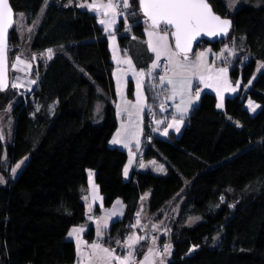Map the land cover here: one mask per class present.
<instances>
[{
	"label": "trees",
	"instance_id": "trees-1",
	"mask_svg": "<svg viewBox=\"0 0 264 264\" xmlns=\"http://www.w3.org/2000/svg\"><path fill=\"white\" fill-rule=\"evenodd\" d=\"M9 1L15 18L20 14L31 26L28 50L52 49L53 54L39 61L31 94L17 97L0 90V111L11 105L6 111L10 136L0 138V264L75 261V244L67 235L71 227L87 222L83 198L89 169L103 205L115 199L124 204L122 216L102 239L108 247L118 246L133 231L142 203L153 220H160L169 204L166 211H178L167 223L168 264H264V68L244 98L242 91L226 97L222 109L192 108L178 137L173 132L168 139L151 135L143 158L164 163L166 174L133 169L125 179L127 152L109 145L118 125L116 90L97 15L76 0ZM207 1L215 12L231 17L232 27L225 38L197 47L219 50L226 42L233 44L238 55L230 62L229 76L244 90L256 63H264V0L240 1L233 10L227 0ZM129 5L125 16L131 35L118 40L134 64L143 67L152 58L143 42L145 20L138 0ZM14 42L20 43L13 27L9 44ZM171 42L174 47L172 37ZM14 55L9 51L10 63ZM248 96L259 103L254 114L244 107ZM27 154L28 161L11 179L8 167ZM85 236L94 238L92 225ZM142 243L140 255L147 249Z\"/></svg>",
	"mask_w": 264,
	"mask_h": 264
},
{
	"label": "rangeland",
	"instance_id": "rangeland-1",
	"mask_svg": "<svg viewBox=\"0 0 264 264\" xmlns=\"http://www.w3.org/2000/svg\"><path fill=\"white\" fill-rule=\"evenodd\" d=\"M76 1H77L78 5H80V4H92V3H108V0H76ZM116 1H118V0H113L114 3H116ZM240 1L245 2L247 0H227L228 9L233 10L234 8H236L241 3ZM83 8L88 9V11L97 13L98 23L101 19H105L104 15L102 14L104 10H100L98 12V11L90 10L87 7H83ZM117 11L121 12L118 9H117ZM125 15H127V12L122 11V14L116 18V23L108 31L104 30L105 25H101L100 23H99V25L102 28L103 35L105 36V38L107 40V44H108V48H109V52H110V58H111V61L113 63L112 74H113V79L115 82V90H116V98H115V102H114V108L117 109L116 115H117V124L118 125H117L116 130L112 134V137L109 141V145L118 147V148L123 149L127 152V159H126V162H125L124 168H123V176L125 179H129L131 171L134 168H139L140 165L143 164V162H141V159H140V157L143 156V154H141V153H143L144 147L147 145L148 141L150 140L151 135L158 134L161 137L168 139L169 138L168 135L170 132H173L175 137H178L181 134V132H182V130L186 124V117L190 114L192 108L194 106L200 107L199 106V100L201 98V92L203 91V89L200 88V86L196 82L194 84H193V82H191V94L194 96L195 93L197 91H199V98L197 100H195V102L189 108L187 114L184 116L183 123L180 126V131L176 132L174 129H168V134L164 135V130H165V128H167L168 123H170L172 121L173 116H175L177 119H180V113H178L176 111V106L178 104H182L183 101L187 100L188 93L185 92L183 95H181L179 81L182 77L174 75V74H170L168 76V78L172 79L173 81L176 82L175 83V87L177 90L176 94L173 95L174 85L167 83V81H165L163 84L170 86V89L167 90V89L163 88V84L160 82L159 78L161 76H165L164 75L165 71L168 70V68H169V66H168L169 63H168V60L166 59V56H162L160 58V60H165L166 64L163 65L165 68L164 69L161 68V64H163L164 62L161 61V63H160V61H159L160 66L158 68H156L155 70H153V73L151 76H148L147 72H148L149 68H151L153 61L156 59L155 53H153L150 50L149 52L153 56H151L152 58L148 60L147 65H145L143 67H137L134 64L132 58L130 57L129 52L126 49L125 50L121 49L118 37L120 35H127V36L131 35L130 24H129V21ZM121 19H125L124 20V27L121 30H119L118 28H119V23H120ZM150 25L151 24L149 22L145 21V28H144L145 38H144L143 42L145 44H147L148 47H149V43H148L149 40L154 39V37L150 38L148 35V31L152 30ZM30 29H31V26H28L27 24H25L24 20L22 19V16L20 14H17V17L15 18L14 30L16 31V34L18 35V41L20 43L14 42V43H12V46L9 44V51H13L15 53V55H14L15 58H14V61L12 63L9 62V84H8L7 89H5L8 91H11V93L16 95L17 97H26L27 95L31 94V92L34 89V86L31 89V91H29V93H25L24 89H21V88L18 89L17 88L19 86H16V84L14 82L15 78L21 76L25 79L29 78V79H33L34 81H37L35 74H34V71H35L40 60L45 61L46 59H48L47 53L45 51H43V52H34V51L30 52L28 50V37H27V35H28ZM167 31L169 33H171L170 30L167 29ZM161 34H163V32H161ZM113 35L115 36L114 42L111 39V36H113ZM171 36L172 35L169 34L168 42H169L170 47L172 48ZM201 46L205 47V45H201ZM201 46L196 47L194 55H192L191 57L197 56L196 50H198V49L200 50V48L202 49ZM114 49H115V51H114ZM229 49L232 50L231 53H230ZM215 51H218L217 52L218 53V59H217V57L214 58L215 64L217 65V67H221V66H225V65L230 66V64H231L230 62H232L236 58V56L238 55V51L235 49L234 45L227 43V42L225 44L221 45L219 50H215ZM221 53H222V55H221ZM114 56H116L121 61L126 59V58H131L133 69L136 72L143 70L145 75L142 77H137V76L133 75V72L129 71V66L127 64H124V63L118 64L117 59H114ZM17 57H19L21 60L25 61V63L20 64L16 59ZM33 57H34V59H33ZM8 59H9V56H8ZM14 64L16 65V67H13ZM29 64L31 65V67H28ZM261 65H264V63L262 61H258L256 63L254 73L250 79L251 81L254 79V77H256V75L262 69V68H260ZM118 77H119V84L117 82ZM138 79L141 81L140 92L142 93L139 103L137 102V95H136V93H137V80ZM249 81L243 85L244 86V90H243L244 94L242 95L241 98H244V96L246 94V90L250 87ZM133 84L136 85L135 92L132 90ZM13 85H15V87H13ZM150 87H151V89H149ZM132 92H133L134 98L130 97V93H132ZM145 92H147L148 96H146ZM147 97L149 99H147ZM165 98H167L166 101H165ZM158 101H160V102L158 103ZM249 101H251L255 105H258V107H256L254 111L249 108ZM201 103L206 105L204 103V99L201 100ZM161 105H163V107H161ZM173 107L175 108L174 111H173ZM244 107L247 108L251 114H254L259 109V103H257L254 99H252L251 97L248 96L244 100ZM10 108H11V105L8 104V106L5 109L0 111V134H1L0 137H2L3 141H5L6 138H9L10 132H11V119H10L9 114L6 112ZM143 109L145 111V114H143V116H142V113H144ZM166 116H168V117H166ZM157 120L163 121V123L157 125L156 124ZM139 125H140L141 129L138 128ZM118 130H120L122 132L121 138L125 141L124 144H113V143H111V141L113 140V137L116 135ZM144 130L149 131L147 133V135H145L146 133L144 132ZM29 156H30L29 154L23 156L21 159H19L12 166L8 167V169H7L8 175H9V177H11V179H15L18 176V174L20 173V171L22 170V168L24 167V165L28 161ZM130 159L132 161L131 164H129ZM21 161H23L22 164H21ZM17 164H21V166H20V168H18L16 170L15 173H13L12 170L14 168H16ZM161 166L163 167V171L158 170L161 168ZM125 167L128 168L127 176H125V174H124ZM141 170L142 171L150 170L151 172L157 173V174L158 173L159 174H163V173L166 174V172H167V168L165 167L164 163L160 162L158 164V163H155L154 161H152V164H150V166L145 165V167H142ZM90 172H92L91 169L88 170V175ZM3 180H4V178H3ZM184 182L186 184L187 180L184 179ZM144 197H146V194L143 195V200L145 199ZM168 205L169 204H167L166 207H168ZM166 207H164L162 209L161 219L157 223H154V226L156 228L161 229V231L163 233L162 235L166 236L168 244L171 245L170 241L168 240L169 230L166 229L165 224H166V222H168L171 219V217H175L177 215L178 208H171V209L166 211ZM145 211H146L145 205H144V203H142L140 205L139 210L137 211V213H140V216H139L140 221L141 220L146 221V218H149ZM158 213H160V212H158ZM2 217H3V215L0 214V218H2ZM190 221L191 220H189V222ZM171 253H172V245H171ZM166 255H167L166 259L169 260L171 257V254L170 255L166 254Z\"/></svg>",
	"mask_w": 264,
	"mask_h": 264
},
{
	"label": "snow or ice",
	"instance_id": "snow-or-ice-1",
	"mask_svg": "<svg viewBox=\"0 0 264 264\" xmlns=\"http://www.w3.org/2000/svg\"><path fill=\"white\" fill-rule=\"evenodd\" d=\"M71 3V0H69ZM140 7L145 14V16L151 21L150 27L151 31H148V35L150 38L154 37V39L149 40V48L155 53L156 59L153 61L151 68H149L147 75L151 76L153 70L160 66L159 61L162 56H166L168 58V63L170 65H175V68L181 69L182 71L177 73L182 78L179 81L180 84V93L183 95L185 92L188 93V97L186 101H183L182 104H178L176 106V111L180 113V119H177L173 116L172 121L168 123L167 128L164 130V135L168 134V129H174L176 132L180 131V126L183 123L184 116L187 114L189 108L192 104L199 98V91L195 93L193 96L191 94V79L190 77L183 75V70L187 69L188 53L192 50V42L196 40V38L200 35L207 36H217V35H226L229 28L231 27V21L228 19H222L220 16L215 15L207 0H139ZM80 7H87L93 11H103V15L105 19H101L99 23L101 25H105V31H108L115 23L116 18L122 13L118 12L117 9L122 7L124 9L129 8V0H118V2L114 3L113 0H108V3H92V4H80ZM163 26V27H162ZM13 27V11L10 7L9 0H0V90H3L8 87V79H7V39H8V31ZM174 28L175 31L169 33L167 28ZM163 32V34H161ZM171 34L175 38V51L169 45L168 37ZM113 42L115 41V36H111ZM115 51V49H114ZM231 53V49H229ZM53 50H47L48 59L52 58ZM205 52H201L197 54L196 60L192 63L191 67L196 69H200L201 67H205L207 71H209V75L205 77L203 73H199V78L201 81L205 79L214 80L217 83L222 82L224 87V91L235 92L237 87H239V81L236 82V87H231L227 80V69L219 68L215 70L214 73L211 72V69H207L204 65V56ZM222 55V53H221ZM181 56L183 57V62L181 61ZM20 64H24L25 61L21 60L19 57L16 58ZM34 59V57H33ZM114 59H117V63H124L129 66V71L133 72V75L137 77H142L145 75L143 70L136 72L133 69L131 58H126L124 60L118 59L114 56ZM13 67H16L14 64ZM28 67H31L29 64ZM260 68H264V65H261ZM259 70V69H258ZM197 73H192V75H196ZM160 82L163 84L165 81L169 84H173V95L176 94L175 81L169 79L167 75L161 76ZM117 82L119 84V77L117 78ZM32 83H36V81H32ZM251 84V80L249 81ZM141 81L137 80V102L139 103L141 98L140 92ZM15 87V85H13ZM208 87H212L211 84ZM218 94L220 95V103L217 104L218 108L223 107V93L220 92L218 88ZM163 107V105H161ZM258 105L253 104L249 101V108L251 110H255ZM163 123V121L157 120L156 124L159 125ZM158 130V129H157ZM122 132L120 130L117 131L116 135L113 137L111 143L113 144H124L125 141L121 138ZM2 138V137H0ZM131 159L129 164H131ZM23 161H21V164ZM21 164H17L16 168L12 171L16 172L18 168H20ZM140 167H145V165L141 164ZM159 171H163V167L161 166ZM128 168L125 167L124 174L127 176ZM92 173H89L90 182H91ZM0 183H4L2 177H0ZM95 189V185H93ZM87 199V197H85ZM97 197L94 195L93 200L95 201ZM117 205H120L121 202L118 200L116 202ZM117 214L114 209L110 215L115 216ZM137 221L136 225L140 224L139 216L140 213H137ZM91 219V217H90ZM133 225L132 227H135ZM106 227V223L104 225ZM155 227V226H154ZM83 231L82 227H73L69 232V237H75L77 241V250L80 252V233ZM97 235H102L100 228L97 229ZM144 239V237L136 236L134 233L131 234L125 244L123 246L129 249L128 254L124 257L114 255L115 250H110L108 248H103L98 243H93L88 245L93 251L92 255H96V250H100L104 255L98 257L101 261L104 260H115L118 261L119 264H129L130 260L133 257V251L135 245H137L140 240ZM119 244L120 242L117 241ZM155 243V241H153ZM197 246H193L189 251H193ZM153 252L152 248H149V255L144 257V260L141 261V264H153V261L150 259L151 254ZM164 253L170 255L171 254V245H166L164 247ZM163 264V261H161Z\"/></svg>",
	"mask_w": 264,
	"mask_h": 264
},
{
	"label": "crops",
	"instance_id": "crops-1",
	"mask_svg": "<svg viewBox=\"0 0 264 264\" xmlns=\"http://www.w3.org/2000/svg\"><path fill=\"white\" fill-rule=\"evenodd\" d=\"M86 9V8H85ZM88 10V9H87ZM91 12V11H89ZM94 14L97 15V13L92 12ZM98 16V15H97ZM147 49L150 51L148 45L146 44ZM172 50L175 51L176 49L173 47L172 45ZM197 54L201 53V52H205V56H204V65L207 67V69H211V72L214 73L215 70L219 69V68H226L227 69V80L230 84L231 87H236V81H233L230 76H229V66H221V67H217V65L215 64V59L217 57L218 59V51H215L214 49H212L209 45L202 47V49L200 48V50H196ZM217 55V56H216ZM153 56V55H152ZM166 59L168 60V58L166 57ZM181 61L183 62V57L181 56ZM196 60V57H191L188 56V60L187 62H185L187 64V69L183 70V75L190 77L191 82H193V84L196 82L200 88L203 89V91L201 92V98L199 100V106L210 110V111H214L217 109H222V108H218L217 104L220 103V95L218 94V88L220 90V92L223 93V101L226 97L228 96H235V95H240V93H242V87L241 84L239 82V87H237L235 92H228V91H224V85L222 82L217 83L214 80H210V79H205L204 81H201L199 78V73H203L205 75V77H207L210 73L209 71L206 70L205 67H201L200 69H196L194 67H191L192 63ZM169 68L168 70L165 71L164 75H167V77L170 74H174L177 76V73L181 72V69H177L175 68V65H168ZM197 73L196 75H192V73ZM181 77V76H180ZM239 81V80H238ZM211 84L212 87H208V85ZM195 86V85H194ZM163 88L169 90L170 86L163 84ZM142 89V88H141ZM132 90L135 92L136 90V85L133 84V88ZM142 94V93H141ZM130 97L134 98L133 96V92L130 93ZM167 97V96H166ZM167 98H165L166 101ZM204 99V104L201 103V100ZM144 102V101H143ZM177 102V101H176ZM145 104V103H144ZM176 105V104H175ZM174 105V106H175ZM195 107V106H194ZM193 107V108H194ZM117 110V109H115ZM175 110V108L173 107V111ZM142 116L143 114H145V111L143 109ZM139 129L140 125L138 126ZM143 154V153H141ZM141 162H143L144 165H148L150 166V164H152V161H154L155 163H160L159 161L155 160V159H145L142 157H140ZM160 167V166H159ZM142 167L139 168H134L137 170H141ZM92 173L91 176V182H90V177L88 175V182H87V187H86V194L84 195L83 201L85 203V207H86V216H87V222L82 224V225H77V226H73V227H82L83 231L80 233V252H78L77 250V241L75 237H69L68 238L70 240H72L75 244V250H76V257H75V261L71 264H119L118 261L115 260H104L101 261L100 259H98V257L103 256L104 254L102 252H100V250H96V255L93 256L92 255V249L90 247H88V245H91L93 243H98L100 244L103 248H108L110 250H115L114 251V255L116 256H120V257H124L128 254L129 249L125 246H123L127 240V238L131 235V234H135L136 236H140V237H144V239L140 240V242L135 245L134 249H132L133 252L137 251L139 244L141 245L142 242H146L142 243L146 245V251L141 255V258L139 260V262L137 264H141V261L144 260V257L146 255H149V248L153 249V252L151 254L150 259L153 261V264H161V261H163V264H168V260L166 253H164V247L168 244L167 238L166 236L162 235V231L160 228H156L154 227V223H157L159 220H153L151 217L146 218V221L141 220L139 225H136V221H137V215H136V220L134 222L133 225H136L133 228V231H131L123 240V242H121L118 246L116 247H108L107 245H105L102 242V239L105 236V231L109 228L110 224L112 223V221L116 218H119L122 216L123 214V210H124V204L122 203V201L120 199H115V201L110 205V206H104L103 205V197L99 191V187L98 185L95 183L94 180V173ZM159 174V173H158ZM164 174V173H163ZM93 185H95V189L93 188ZM96 196L97 199H95V201L93 200V196ZM148 196V194H147ZM85 197H87V199H85ZM120 201L121 204L117 205L116 202ZM95 207H100V210L95 212ZM116 210L117 214L115 216L110 215V213L113 210ZM91 217V219H90ZM106 223V227H104ZM167 223L165 224V227L167 230L168 226ZM92 225L93 229H94V238L92 240H88L85 236L89 226ZM71 227L70 230L73 228ZM98 227L100 228L102 235H97V229ZM69 230V231H70ZM169 236V235H168ZM153 241H155V243H153ZM164 243V244H163Z\"/></svg>",
	"mask_w": 264,
	"mask_h": 264
},
{
	"label": "water",
	"instance_id": "water-1",
	"mask_svg": "<svg viewBox=\"0 0 264 264\" xmlns=\"http://www.w3.org/2000/svg\"><path fill=\"white\" fill-rule=\"evenodd\" d=\"M207 3L209 4V6H210L212 12H213L215 15L220 16L222 19H228V20H230V21H231V27H232V19H231V17H229V16H222V15L218 14L217 12H215V11L213 10L212 6L210 5V3H209L208 1H207ZM9 4H10V7L12 8V11H13V27H14V26H15V10H14L13 7L11 6L10 1H9ZM138 4H139V9H140V11H141V13H142V15H143V17H144V20L147 21V22H149V23L151 24V21H150V20L145 16V14L143 13V11H142V9H141V7H140L139 0H138ZM13 27H11V28L9 29V31H8V39H7V53H6V58H7V79H8V84H9V59H8V54H9V34H10V31L12 30ZM162 27H163V26H162ZM231 27L229 28V30H228V32H227L226 35L207 36V35H203V34H202V35L198 36V37L196 38V40H194V41L192 42V46H191V47H192V50L188 53V56H189V55H190V54L196 49V47H197V45H198L199 43H202V42H204V41L211 43V42H214V41L220 40V39H222V38H225V37L229 34V32H230V30H231ZM167 29L170 30V32L175 31V29H174V28H171V27H168ZM171 37H172L173 44H174V48H175V38H174L173 36H171ZM5 89H7V88H5ZM5 89H3V90H5Z\"/></svg>",
	"mask_w": 264,
	"mask_h": 264
},
{
	"label": "built area",
	"instance_id": "built-area-1",
	"mask_svg": "<svg viewBox=\"0 0 264 264\" xmlns=\"http://www.w3.org/2000/svg\"><path fill=\"white\" fill-rule=\"evenodd\" d=\"M116 2H118V1H116ZM118 10L121 11L120 13H122V11L126 12L127 9H124V8L120 7V8H118ZM161 61L164 62L163 64H161V68L164 69L165 67L163 65L166 64V62H165V60H160V63H161ZM19 78L21 80V84L19 85V84L15 83L16 86H19L17 88L18 89H20V88L24 89L25 93H29V91H31L33 86H35V83H32V81H34V80L33 79H29V78L25 79V78H23L21 76H19ZM23 81H26V82H23ZM14 82H16V81H14ZM159 102L160 101H158V103ZM140 258H141V255L137 251L133 252V257L130 260L129 264H137L139 262Z\"/></svg>",
	"mask_w": 264,
	"mask_h": 264
},
{
	"label": "bare ground",
	"instance_id": "bare-ground-1",
	"mask_svg": "<svg viewBox=\"0 0 264 264\" xmlns=\"http://www.w3.org/2000/svg\"><path fill=\"white\" fill-rule=\"evenodd\" d=\"M15 81H16V82H15L16 84H19V85L21 84V80H20L19 77H17V78L15 79ZM23 82H26V81H23Z\"/></svg>",
	"mask_w": 264,
	"mask_h": 264
}]
</instances>
